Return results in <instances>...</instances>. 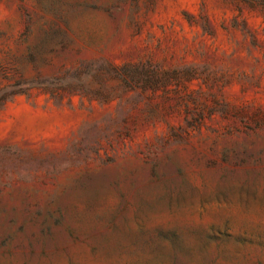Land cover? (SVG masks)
<instances>
[{
    "label": "rangeland",
    "instance_id": "obj_1",
    "mask_svg": "<svg viewBox=\"0 0 264 264\" xmlns=\"http://www.w3.org/2000/svg\"><path fill=\"white\" fill-rule=\"evenodd\" d=\"M0 264H264V0H0Z\"/></svg>",
    "mask_w": 264,
    "mask_h": 264
}]
</instances>
